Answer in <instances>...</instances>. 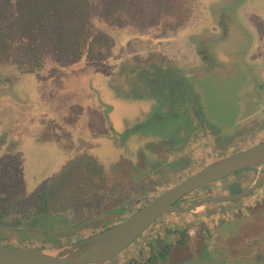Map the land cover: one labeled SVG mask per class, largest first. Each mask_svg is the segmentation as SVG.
Masks as SVG:
<instances>
[{
    "label": "rangeland",
    "instance_id": "374dc122",
    "mask_svg": "<svg viewBox=\"0 0 264 264\" xmlns=\"http://www.w3.org/2000/svg\"><path fill=\"white\" fill-rule=\"evenodd\" d=\"M181 1L169 11L144 8L133 20L122 14L121 25L114 28L109 24L115 23L117 14L95 20L103 6L93 0L90 21L105 32L107 42L101 55L83 52L74 60L44 61L39 69L23 72L16 70L12 58L0 61V190L25 198L80 153L97 161L106 180L113 179L99 185L106 191L101 188L94 191V197L84 199L85 217L93 220L65 225L55 239L41 241L48 246L72 243L111 226L209 161L264 139V74L258 69L263 59L254 57L251 63L247 57L253 32L261 29L264 33V0H253L255 7L252 0ZM244 7L249 11L247 19ZM183 131L194 158L187 161L185 171L155 181L158 187L151 186L140 176L168 172L166 157L174 155L180 142L177 135ZM9 165L10 175L5 170ZM263 170L264 166L237 171L186 194L178 205L233 194L235 184H249ZM119 201L118 211H106L108 204ZM212 205L202 204L194 211L205 214L209 212L205 207ZM260 207L254 214L255 225L264 222ZM185 213H164L118 256L99 264H124L116 257L128 259L135 249V259L127 262L145 264L155 251L153 246H163L170 237L163 232L166 222L161 217L177 218ZM197 225H186V234L193 229L190 235L207 239L208 228ZM201 229L207 235L200 234ZM215 229L219 232L217 224ZM252 234L257 238H251L243 256L234 252L226 238L212 254L201 249V259L185 255L191 246L185 243L180 249L172 246L169 252L155 255L147 264H180L188 258L190 264L215 260L219 264H264V224ZM154 237L158 242L152 241ZM14 241L8 245L18 243ZM139 245H146L147 251L137 253Z\"/></svg>",
    "mask_w": 264,
    "mask_h": 264
},
{
    "label": "trees",
    "instance_id": "16d2710c",
    "mask_svg": "<svg viewBox=\"0 0 264 264\" xmlns=\"http://www.w3.org/2000/svg\"><path fill=\"white\" fill-rule=\"evenodd\" d=\"M90 1L93 0H0V61L12 58L16 70L23 72L39 69L44 61H71L83 52L101 55L106 47V36L90 21ZM181 2L96 0L103 7L98 9L95 20L117 14L115 23L109 24L115 28L121 25L122 14L133 20L144 8L169 11L178 8ZM7 169L9 175L12 174L10 165ZM112 180H106L102 167L92 156L80 153L67 159L52 177L25 198L0 190V233L3 236L0 243L16 240L19 244H14L15 247H44L48 244L41 241L55 239L65 225L75 220H80L78 225L89 224L93 219L85 217L84 199L94 197V191L103 188L99 185L105 186ZM121 204L120 201L108 204L105 209L118 211ZM12 236L15 239H11ZM182 243L181 238L177 239L176 244ZM167 250V247L162 248L155 255Z\"/></svg>",
    "mask_w": 264,
    "mask_h": 264
},
{
    "label": "water",
    "instance_id": "95a60500",
    "mask_svg": "<svg viewBox=\"0 0 264 264\" xmlns=\"http://www.w3.org/2000/svg\"><path fill=\"white\" fill-rule=\"evenodd\" d=\"M264 166V139L236 153L213 159L163 189L147 203L117 223L78 241L48 247L0 245V264H99L113 258L132 243L158 217L167 212H190L202 204L238 200L264 181L257 179L237 193L210 195L186 206L178 205L186 194L237 171Z\"/></svg>",
    "mask_w": 264,
    "mask_h": 264
},
{
    "label": "crops",
    "instance_id": "0c3cea01",
    "mask_svg": "<svg viewBox=\"0 0 264 264\" xmlns=\"http://www.w3.org/2000/svg\"><path fill=\"white\" fill-rule=\"evenodd\" d=\"M252 3H254V1ZM255 4L256 3H254V7H255ZM247 6H249V5H246V7ZM246 7L243 8V11H244L243 17L244 18H246V17L248 18V15H249V13H248L249 11H246ZM248 8L251 9V6ZM256 33L253 32V40L251 42L252 46L250 48L251 49L250 50L251 55L248 53L249 55L247 54V57H248L249 61L254 59V57H258L260 59L262 58L263 63H262V65H260L258 67V69L261 71V74H264V33L261 31V29H260V31H256ZM251 63H252V61H251ZM252 66H253L252 68H254V65H252ZM254 70H255V68H254ZM156 75H158V73L157 74L155 73V76ZM152 78H154V77H152ZM263 93H264V91H263ZM187 112H188V110H185L184 115H186L187 119H189L190 115H188ZM187 124H189V123H187ZM187 124H186V126H187ZM263 124H264V122H263ZM257 125H259L258 126L259 128H261V126H262L261 122ZM197 129L198 128H196V130ZM177 138H180V140H179L180 142L177 146V150L174 151L175 152L174 155L166 157V162L168 163V172H165V173L164 172L163 173L158 172L154 175L147 172V173L140 176L142 178L144 177L143 179H148L147 182H149L151 186H153V187L157 186V185H155V181H157V180L161 181V179H166L168 176H170L172 174H177L179 171H185L187 168V166H186L187 161L192 160L194 158L193 157L194 154L189 152L188 148H192V146L190 145L191 143L189 142V140H186L185 131H183V134H181L179 137L177 135ZM193 141H195V138ZM193 141H191V142L194 144ZM157 152H159V151L157 150ZM157 157H160V155L158 154ZM199 159L200 158H198V160ZM147 176H148V178H147ZM228 176H231V174ZM143 179L141 181H143ZM133 180H135V178ZM133 180H132V182H133ZM219 180H221V179H219ZM137 181H139V183L141 182L140 180H136V182ZM159 184H161V182ZM249 184H247V182L245 183V185L235 184V187L237 188V190L234 193L239 192L240 190L247 187ZM227 188L228 187H226L224 190H227ZM250 193H251V195L248 196V194H250ZM221 194H223V193H221ZM229 194H232V193H228V194H224V195H229ZM248 194L244 196V197L248 196L247 199H244V200L241 199L239 201L234 200L235 202H233V203H232V201H228V202L224 201L223 203L217 202L218 205L216 203H213V205L211 207H205V208H209L208 209L209 212H205V214L199 213L200 211H197V210L194 211V209H193L190 212H194V213L188 212V213H185V215L183 214L184 216L179 215V217H177V218L163 217V219H162V217H161V220H165L164 223L166 222L165 225H163V227H164L163 232L167 235L168 234L170 235L168 240L163 243L162 247L163 248L167 247L168 248L167 252H169L171 250L170 247H172V246H175L176 248L178 247V249H180L181 247H183L185 245V243H188L191 246H190V248L186 249L185 255L190 256L192 254H195L197 257L199 256V259H201V257L203 256V254L201 253V249L202 250L204 249V251L207 254L208 253L212 254V252L215 251L216 247L218 246V244L221 241H224L226 238L227 239L230 238L228 242L230 243L231 246H233L234 252L241 256L242 253L244 252L243 250L250 245L251 238H257L252 233L255 232L256 228H261V226L264 224L263 221L262 222L258 221V225H255V218H254V214L257 213V211L259 212V210L256 209V207H258V206L260 207V205H261L260 208H262L260 210V212H261L260 215L261 214H262V216L264 215V212L262 211V210H264V207L262 206V205H264V181L261 184H259L257 187H255L252 191H250ZM159 218L154 221V224H156V222H158L160 220ZM162 224H163V222H162ZM195 224L196 225L197 224L198 225H205L208 228L207 229L208 230V238L207 239L201 238V236H199L197 234H194V235H187L186 234L185 226L190 225L188 228H191V227H193V225L195 226ZM216 224H217V227H219V229H218L219 232L215 229ZM181 228L184 229V231H182L184 234L183 240H182L183 243L178 245V244H176L177 237H178L177 233H178L179 229H181ZM215 231H216V233H219V234L217 235L215 233ZM214 234H216V236H214ZM195 239H196V241H195ZM152 241L158 242L157 240H155V237ZM194 242L195 243L197 242L199 244V246L194 245ZM0 245L11 246L8 244H0ZM143 245H144V243H143ZM158 245L159 244H156L155 247L153 246V249L155 250L154 253L158 249V247H159ZM145 246L141 247L139 245V250L137 251V253H140L141 250L147 251V248H145ZM13 247H15V246H13ZM178 249H176L175 252ZM135 250H133V253H131V252L128 253V259H130L132 257L135 259V257H136ZM218 253L220 255H224V252H222L220 250L218 251ZM116 258H117V260H120V261L123 260V262L125 261V263L128 260V259H126L125 256H122L120 258L116 257ZM153 258H154V256L151 258V261H149V262H153V260H154ZM189 260L190 259L188 258L182 262L183 263L185 262L186 264H190L191 262H189ZM149 262L147 260V263H149ZM133 263L136 264L137 261L135 260V262L133 261ZM147 263H145V264H147ZM209 263L219 264V262H217L216 260L214 263L213 262H209Z\"/></svg>",
    "mask_w": 264,
    "mask_h": 264
},
{
    "label": "flooded vegetation",
    "instance_id": "af4514ba",
    "mask_svg": "<svg viewBox=\"0 0 264 264\" xmlns=\"http://www.w3.org/2000/svg\"><path fill=\"white\" fill-rule=\"evenodd\" d=\"M177 204H178V203H177ZM177 234H178L177 239L181 238V239L183 240V237H180V235L183 234L182 230H179ZM197 235H198V234H197ZM162 248H163L162 246H159L158 249H157L156 251H160ZM164 249H165V248H164ZM154 255H155V253H154L153 255H151V256H154ZM131 263L134 264L133 262H131Z\"/></svg>",
    "mask_w": 264,
    "mask_h": 264
},
{
    "label": "built area",
    "instance_id": "2783aa9c",
    "mask_svg": "<svg viewBox=\"0 0 264 264\" xmlns=\"http://www.w3.org/2000/svg\"><path fill=\"white\" fill-rule=\"evenodd\" d=\"M192 233H194L193 229H190V230L187 231V234H188V235H190V234H192ZM200 234H202V235H206L205 230L201 229V230H200Z\"/></svg>",
    "mask_w": 264,
    "mask_h": 264
}]
</instances>
